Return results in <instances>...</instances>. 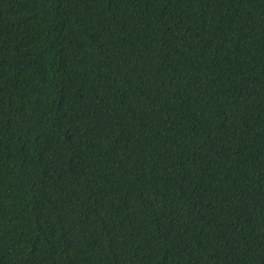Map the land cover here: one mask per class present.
<instances>
[{
    "label": "trees",
    "instance_id": "obj_1",
    "mask_svg": "<svg viewBox=\"0 0 264 264\" xmlns=\"http://www.w3.org/2000/svg\"><path fill=\"white\" fill-rule=\"evenodd\" d=\"M0 264H264V0H0Z\"/></svg>",
    "mask_w": 264,
    "mask_h": 264
}]
</instances>
